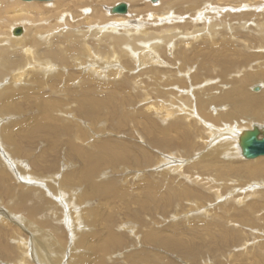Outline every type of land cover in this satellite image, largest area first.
Here are the masks:
<instances>
[{"label": "rangeland", "instance_id": "1", "mask_svg": "<svg viewBox=\"0 0 264 264\" xmlns=\"http://www.w3.org/2000/svg\"><path fill=\"white\" fill-rule=\"evenodd\" d=\"M147 1L142 8L150 11L148 5L155 3ZM240 1L219 2H227L221 12L230 17L219 18L216 30H221L227 40L241 39L250 55L264 54V43L247 42L254 36L255 26L264 24V18L240 12ZM122 2L131 5L128 0L118 3ZM89 3V7L97 5L93 0ZM230 6L236 14L226 11ZM75 11L72 29L63 27L42 37V41H58L75 32L78 38L61 44L65 48L62 63L57 61L45 72L36 70L35 61H31L24 73L41 74L43 88L26 83L28 76L23 77L14 86L27 87L32 94L22 93L14 99L13 106L19 112L0 113V264H264V176H251L248 168L243 169V161L253 160L238 157L234 144L227 156L220 153L223 138L260 124L251 118L264 119V111L258 115L237 111L239 115L228 103L199 105L208 94L217 98L231 91L230 80H240L241 76L230 70L233 72L225 79V70L220 67L215 74L206 75L198 67L196 71L192 62L189 76L203 73L201 83H214L210 87L201 84L202 88L197 86L193 91L190 84L191 108L166 103L173 116L165 110L158 113V104L153 101L164 100L158 96V89L162 96L173 93V99L176 93L188 97L177 88L161 89L155 84L160 75L178 80L179 66L170 61L175 56L163 50L161 58L166 63H143L142 55L153 45L148 42L146 49L137 52L140 63L129 64L114 57L116 63L107 51L93 45L98 36H82L88 28L80 10ZM245 12L246 17L241 14ZM127 19L134 21L133 15ZM244 22L247 27L241 26ZM107 33L111 39L125 35L121 28ZM199 41L194 43L202 47ZM233 42L241 49L242 45ZM88 46L97 55L96 63L89 58ZM199 57V61L194 60L197 66L203 60ZM236 58L235 63L241 56ZM100 68L102 78L92 72ZM118 69L120 74L116 75ZM260 75L261 79L247 88L250 97L264 95ZM9 76L0 80L1 91L13 83ZM211 87L216 89L212 92ZM259 90L262 94H257ZM148 92L152 102H144L143 93ZM45 95H50L47 100L61 104L57 103L61 107L53 120L46 121L41 115L35 119ZM80 97L89 99V104L79 102ZM7 130L12 131L8 139ZM88 156L93 160L97 157L98 162L85 159ZM252 205L256 206L252 209Z\"/></svg>", "mask_w": 264, "mask_h": 264}, {"label": "bare ground", "instance_id": "2", "mask_svg": "<svg viewBox=\"0 0 264 264\" xmlns=\"http://www.w3.org/2000/svg\"><path fill=\"white\" fill-rule=\"evenodd\" d=\"M67 1L68 0H52L48 2H37V1L27 2V1H22V0H13V1L0 0V80H3L4 76L8 74L10 75L9 77L13 81L11 85L7 86L2 91L0 90L1 91L0 98H2L1 100L3 101L2 106L0 107V113L5 114V113H8L7 111H9V114H13L17 112L18 108L13 106L14 99H18L19 95L22 93L23 94L21 96H23L24 94L25 95L32 94L30 90L26 89L27 87L24 88V86H22L23 88H18V87L16 88V86H14L16 85L15 83L21 81L23 77H24L23 80H25L26 76H28L29 73L28 74L26 73L27 74L26 75L24 72L25 71L27 72V68H28L27 66H30L31 61H35L34 68L36 70H39L42 68L45 72L47 70L49 71V69L52 68V66L54 67L57 61L62 63V53L65 52V48L63 50V48H61L62 47L61 44L64 43L65 41L67 43L68 42L71 43L70 41L78 38L77 35H76L77 37H74L75 32L73 31L74 33L64 36V39H59L58 41L57 40L55 41V38L49 39L50 41L49 40L42 41V37H45V35H50L51 33H54L55 30L62 29L63 27L68 26L69 28H71L75 24L74 23L76 19L75 15H77V12L75 11L76 8L80 10V13H82L81 19H82L83 25L88 28V30L85 31L86 33L81 32L83 33V35L82 34L81 35L84 38H88L90 35L92 36V34L95 36H98L99 38L95 39L97 42L93 41V45L96 43L95 47L97 46L98 50L100 49L102 51H107V53L112 56V60L114 61L116 60V63L118 61L117 59H114V57L118 58L120 61L122 60L129 61V64L131 62L136 63L135 61L137 62L139 61L140 63L141 58H139V60L136 59L138 57L137 52L141 50L142 48L146 49L147 47L145 45L148 42H151V44L153 45L151 49H148L142 55V56H145L143 57L144 59L142 58L143 63L152 62V60L154 61L153 64H157L158 62L160 64L166 63V61L163 58H161L163 55L160 52H162L163 50L164 51L169 50L170 53L175 56L174 59L170 58V61H173L176 65L178 64L179 66L178 67L179 70L177 72H178V76L179 75L180 76L178 80L174 79L175 80L174 81L169 78L167 79V78L161 77L160 75L159 77L160 80L158 79L155 84L157 87L158 86L161 87V89H168L169 87L174 88V89L177 88V91L181 92V94L182 93L186 94L188 97L174 93L176 95V98L173 99L172 97L173 93L171 94L169 92V94H171L169 95L166 91L167 94L162 96L160 89H158L159 91L158 96H161L164 98V100H166V102L162 100V102L160 103L153 101L155 102L154 105L158 104V107H157L158 113H162L161 111L165 110L166 114H168L169 116H173V110H171V108L167 109L168 104L170 105V107H173L175 105L176 106L183 105V107L191 108L189 104L190 103L191 105L193 104L192 95L191 97H189V94H188L189 93L188 91H190V87H189L191 86L190 84H192V87H193L191 88L192 91L196 90L197 86L202 88L201 84H205V80L202 83L200 82L201 75L203 73L199 74L198 72H194L195 75H193V77H191L192 74H190L189 76V73L191 71L188 68H190V65L192 64V62H193L195 69L198 67L197 68L198 70H201V71L204 70L206 75L215 74L214 72H217L218 70L217 68L220 67L222 68L223 72L225 70L224 73L222 72L224 74L223 76L225 79L229 77L231 73L233 72V71L231 72L230 70H234L233 73H238V75L241 76L240 80H236L234 82H233L234 78L230 80L231 82L230 84L233 87L231 91L217 98L216 96L211 97L209 94L207 95V98L200 97L202 99H200L199 105L205 107L207 105L214 104V103L218 105L223 104V103L224 104L228 103L230 104V106L233 107L234 110H236L235 112L239 115H242V114L243 115H247V114L258 115L260 112L264 111V95L262 97H259L260 95H254L253 97H250L247 91L248 86L250 85L252 86L251 84L252 82H255L256 80L261 79L260 74H263L262 76L264 77V60H263L264 54L250 55L249 52L245 50L247 48L246 46H248L246 43H245L246 44L245 46L244 42L241 39L235 40L234 37L229 38L235 41L236 44H240L239 47H241V45L243 47V48L241 47V49H236V45L233 44L234 43L233 41L225 39L224 37L226 36L221 35L222 33L221 30H216V26L218 25L216 24V21L219 18L226 20V18L230 17L228 14H224L223 12H221L224 9L222 8V6H224V4H226L227 2H224L222 5L219 3L221 2V0H151L155 4L148 5L151 9L150 10L151 12H150V11H145L148 8H142V4L143 3L146 4L145 2L147 0L146 1L145 0H128L131 2V5L128 6L126 2H122L127 5V9H128L126 13L122 14V13H115L113 11V8L122 4L118 2L123 1V0H93L94 3H97L95 7L87 6L89 3V0H69L68 2ZM149 1H147L148 4H149ZM135 2L137 3L136 4L137 7H134ZM156 2H159V3H156ZM239 6H241L243 9V11H240V12L246 11V12H249L247 14H249L250 16L264 18V11H263L264 10V0H242L240 1ZM181 9H182V13H180ZM251 10L253 12H251ZM176 11L177 12L179 11L178 14L176 13ZM226 11H228L229 14H232V13L236 14V11H234V9L231 8V6L230 8H226ZM64 12H65L66 17L64 16ZM246 12L241 13V14L242 15L244 14L245 16ZM113 14H117V15H113ZM180 14H184L185 17H183L184 15H180ZM186 14H189V15H186ZM129 15H133V19H134L133 22L127 19ZM64 17L66 18V20H64ZM145 18L148 19L146 23H150L152 26L155 27L154 29L149 27L150 24L147 26L146 23L143 22ZM115 20L117 21L115 22ZM154 21L156 22L155 25H154ZM220 25L222 26V24ZM242 25L247 27V22H244L243 24H241V26ZM20 26H22L21 28H23V35L15 36L14 30ZM116 28H118L119 30L120 28L122 30L124 29L125 35L113 36L111 39L110 38L111 33H107V31L110 30L112 32ZM206 31H208V33H205ZM236 33H237L236 35L240 36L239 34L241 33V31H238ZM252 33H254V36L250 39L247 38V42L251 43L249 45H253L254 43H257V41H261L262 43H264V24L263 23L257 24L255 26L254 32ZM255 34L257 36H255ZM81 35H79V37ZM100 38H103V41H100L99 40ZM197 40H200L199 42H202V47L204 46L203 48L199 47L200 45L197 46V44L194 43ZM259 46H260V49L263 48L261 47V45ZM202 49L204 50L208 49V50H206L207 51L206 53L205 52L200 53ZM88 51L89 52L87 53L89 54V58L92 60V62L94 61L96 63L98 60H96L97 55L94 53L95 51H93V49L91 50V47L89 46H88ZM230 51L231 53H229ZM141 53H143V51L140 52L139 54ZM208 54H210V56H208ZM213 55H217V56L214 58ZM199 56L203 57V60L202 61L200 60V62L202 63L198 64L197 66L196 61H199V58H200ZM237 56H241V59L243 62L242 64H239L241 63L240 58L238 62L236 63L234 62V59L237 60L236 58ZM209 57H211L212 59H210ZM235 64L238 66H234ZM252 64H255V66H253ZM101 65L102 63L100 64V66ZM90 66L92 65L90 64ZM249 68L250 69L257 68L258 71L254 73V70L248 71ZM208 71H212V72L206 73ZM92 72L95 73L96 76L98 74L100 78L103 77L104 71H101V68H100V71L93 70ZM115 74L116 75L120 74L119 69L115 71ZM234 75L235 74H233L232 77H234ZM57 76L58 75H56L55 77L57 78ZM171 76H174V75H171ZM263 77L262 79H264ZM42 78L43 77L41 76V74L36 72V77L33 74L29 75L28 78L26 79V83L29 84L32 82L31 84L34 83V85L37 84L39 87H42V85H40ZM209 81L206 82L208 87H210V85L212 86V83H214L213 80H209ZM197 82L199 83L197 84ZM186 87H188V89H186ZM199 87H198V90L200 89ZM215 89L216 87L209 88V90L210 91L212 90V92ZM155 91H156L155 93L157 94L158 92L157 88ZM152 94H154V92ZM257 94H262V91L259 90V93ZM143 95H144L143 97L144 102L147 101L146 99H148L149 102H152L151 98L149 99L147 97L150 95L149 92L145 94L143 93ZM145 95H146V98H145ZM48 97H50V95H45L44 102L41 104H38L39 111L38 113L36 112L37 117H35V119H37L39 115H41V117L44 118L46 121L50 119L53 120V118H55L54 117L55 115L57 117L58 110L61 107V106H58L57 103L58 104L60 103L56 102L55 100H54L55 102L47 100ZM81 98L82 97H80V100H78L79 102L89 104L90 102L89 99H81ZM78 101H77V104L79 103ZM175 109L177 110V108ZM254 109H257V110H254ZM237 111H239L242 114L238 113ZM235 112L233 115H235ZM233 115H230V119L234 118ZM251 119L255 120L256 122H259L260 124L262 123L264 124V119L260 120L259 117L253 116ZM55 120H57V118ZM260 124H252L251 128H253V126H259L261 128H264V126ZM172 129H175V128H172ZM244 131L246 130L239 131L237 135H235L234 137L231 136L232 138L237 140L236 142H234V140L232 141L230 136L227 139L223 138V144H222L223 152L220 151V153L227 156L229 154L227 153L229 148L233 147L231 145L234 144L235 148L238 151L237 156L242 158L241 157L242 152L239 146V137ZM11 132H12L11 130L5 131L6 139H8L9 135H12ZM232 152L233 150L230 151V153ZM85 159L93 160L92 156L85 157ZM93 161L96 164L98 162V158L94 156ZM243 162H244L243 169L248 168L250 170L249 173L251 176L252 175L258 176V177L264 176V158L255 159V161L253 160L252 162H246V161H243ZM254 206L256 205H252V209L254 208Z\"/></svg>", "mask_w": 264, "mask_h": 264}, {"label": "water", "instance_id": "3", "mask_svg": "<svg viewBox=\"0 0 264 264\" xmlns=\"http://www.w3.org/2000/svg\"><path fill=\"white\" fill-rule=\"evenodd\" d=\"M22 1H40L48 2L52 0H22ZM127 5L122 3L113 8L115 13H126ZM15 36L23 35V28L18 27L14 30ZM239 146L241 156L246 160H255L259 157H264V128L253 126L252 129L244 131L239 137Z\"/></svg>", "mask_w": 264, "mask_h": 264}]
</instances>
